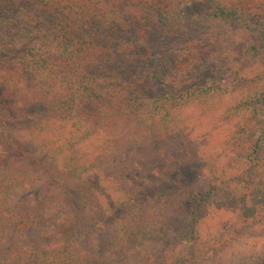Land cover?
I'll list each match as a JSON object with an SVG mask.
<instances>
[{"label":"trees","instance_id":"16d2710c","mask_svg":"<svg viewBox=\"0 0 264 264\" xmlns=\"http://www.w3.org/2000/svg\"><path fill=\"white\" fill-rule=\"evenodd\" d=\"M240 45L230 104L206 76ZM0 87V264H264V241H217L264 227V0H0ZM10 107L43 112L26 127ZM200 109L220 121L117 167ZM221 191L234 214L206 230Z\"/></svg>","mask_w":264,"mask_h":264},{"label":"rangeland","instance_id":"374dc122","mask_svg":"<svg viewBox=\"0 0 264 264\" xmlns=\"http://www.w3.org/2000/svg\"><path fill=\"white\" fill-rule=\"evenodd\" d=\"M206 9V6H193L191 7V11L194 13H202ZM225 45V42H221L220 45L213 47L212 49H209L208 54H220L221 49L220 46L223 47ZM241 46V45H240ZM239 46V47H240ZM234 47L235 50L230 52L229 57L226 56V52L224 55L220 56V61H225V58L228 60L226 63L229 65L226 68H232L229 71H223L221 68L225 67L222 66L219 69L218 67H213L210 72H208V75L206 78L211 79L213 81L221 82L222 84L227 85L228 89H233L232 93L229 94L227 103H235L237 100L243 97L244 95V83L240 79L239 74H235L234 72L240 68V59L239 56L242 54V52L245 50L243 46ZM229 52V51H228ZM228 54V53H227ZM159 94L160 95H166L169 93L167 89L163 86H159ZM0 100L4 101V106H7L8 103L3 98L2 89L0 87ZM8 112V118L14 122H17L19 124H24L26 127L30 126V118L34 116L35 114L43 112L42 110H17L16 107H10L6 108ZM198 110V115L200 116V120H194V121H186L182 128L180 129V132H178L175 136L176 140L173 138H170L166 141H153L149 144H146L145 146L141 148L134 149L132 148L128 155H125L126 157L122 159L123 163L121 162L117 167H123L126 165H132V162H141L145 159L150 158H156L157 156H164L166 155V149L168 147V144L171 143H180L182 140L190 137V140L193 139L194 136L198 134V132H203L204 130H209L213 127V125L220 121L221 119V113L219 114L217 111H212L209 109H200ZM195 172L188 173L187 178L185 180L188 184L194 182L199 178L198 175H194ZM169 188H172L169 186ZM193 201L187 200V209L190 210L193 207ZM211 209L214 215H218V208L222 207L223 211H225V216L228 214V217L223 218L220 217L218 219L213 217V220L206 219L204 221V228L206 230H216L217 228L222 229L224 227L223 220L231 218V216L234 214V207H235V199L233 198L232 194L229 191H221L219 194L216 195L213 199H211ZM224 213V212H223ZM179 235V232L174 231L166 238L165 246L164 248L171 247L173 244L177 243L176 238ZM219 235L221 236L220 239L217 240V237L215 240L220 241L222 244L225 243V241L229 238L233 242L235 240H239V243L237 247H241L240 251H247V248L251 244H260V242L264 241V227H258V228H252L250 224H246L244 222L237 224L233 228L231 227L230 230H224L222 229L221 232H219ZM226 236V237H225ZM222 240V241H221ZM245 247V248H244ZM227 251V249H226ZM209 264H225L221 263V259H213Z\"/></svg>","mask_w":264,"mask_h":264}]
</instances>
